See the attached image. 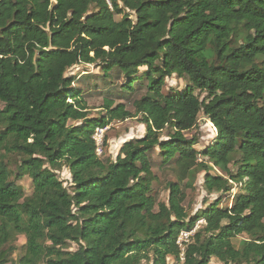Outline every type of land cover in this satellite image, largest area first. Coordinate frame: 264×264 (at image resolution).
Listing matches in <instances>:
<instances>
[{
    "label": "trees",
    "instance_id": "16d2710c",
    "mask_svg": "<svg viewBox=\"0 0 264 264\" xmlns=\"http://www.w3.org/2000/svg\"><path fill=\"white\" fill-rule=\"evenodd\" d=\"M81 65L124 74L128 91L146 80L147 94L134 112L109 99L106 116L90 118L68 76ZM172 75L184 91L163 92ZM201 115L218 133L202 154L186 136ZM134 118L146 135L100 158L97 129ZM156 150L163 164L189 168L202 155L219 169L198 163L208 194L242 191L231 208L221 197L187 221L179 184L157 201ZM200 219L182 264H264V0H0V247L25 236L18 264H181L179 234Z\"/></svg>",
    "mask_w": 264,
    "mask_h": 264
},
{
    "label": "rangeland",
    "instance_id": "374dc122",
    "mask_svg": "<svg viewBox=\"0 0 264 264\" xmlns=\"http://www.w3.org/2000/svg\"><path fill=\"white\" fill-rule=\"evenodd\" d=\"M147 69L141 68L138 75L144 73ZM69 77L76 78L73 88L79 89L83 92V98L86 100L90 111V118L96 119L106 116V110H104V104L106 100H111L115 105L124 104L128 110L134 112V101L141 99L147 94L148 81L130 83L134 86V91H128L123 89L129 81V77L124 74L119 76L114 71L109 76H105V73L97 65H81L68 72ZM82 77L81 80H79ZM188 82L179 78L177 75H172L166 78L163 92L179 93L186 89ZM196 94L200 97L201 101L206 98V95L200 91H196ZM71 101V100H70ZM108 128L102 134L97 137L100 146L102 147L100 158L115 160L122 148V146L133 139L142 138L146 135V127L141 124L137 119H129L124 122H114L107 126ZM167 134V131L164 135ZM217 130L213 124L203 115L199 117L197 126L186 133L188 139H195L198 144L195 145V149L202 154L209 146L213 145L217 139ZM166 139V138H165ZM11 167L15 168V160L11 159ZM151 161L153 163L154 181V193L157 201L168 204L170 198V185L179 184L183 193L185 194V200L182 204L189 219L195 217L200 212L214 204L218 199L222 197L220 204L221 208H231L234 197L241 193L242 188L237 183H232L231 191L227 193L208 194L204 189V180L206 171L202 165L206 164L210 167V173L212 175H221L219 169L207 162L202 155H199L198 162L191 167L180 166L178 164H163V158L160 155L159 150L154 151L151 154ZM233 172L236 171V167L231 165ZM59 178L65 183V186L70 188L72 178L67 168H62L57 171ZM17 186L24 192L26 196H30L33 192L32 179L23 175L18 178ZM204 220V219H200ZM202 226V225H201ZM204 227V226H203ZM201 227V228H203ZM247 238L246 236L238 237L235 239L234 245L239 248L241 243ZM27 239L25 236H15L9 245L0 247V253L4 250L13 249V253L10 257L8 264H18L19 260L25 254ZM76 244L70 245V250H77ZM169 264H177V261L173 258L168 260ZM210 264H222L217 259H212Z\"/></svg>",
    "mask_w": 264,
    "mask_h": 264
},
{
    "label": "built area",
    "instance_id": "2783aa9c",
    "mask_svg": "<svg viewBox=\"0 0 264 264\" xmlns=\"http://www.w3.org/2000/svg\"><path fill=\"white\" fill-rule=\"evenodd\" d=\"M107 126L104 129H97L96 134L94 136V140L97 143V154L99 156L101 155L102 147L100 146V143H99V140L97 139V137L100 133L103 134L105 132V130L108 128ZM205 225H206L205 220H199L196 222V224L194 225L193 228L184 229L180 232L179 237L177 239V245H178V248L180 250L179 261L181 264L184 263V261H185V253H186L188 247L193 243L195 234L201 229V227H203Z\"/></svg>",
    "mask_w": 264,
    "mask_h": 264
}]
</instances>
